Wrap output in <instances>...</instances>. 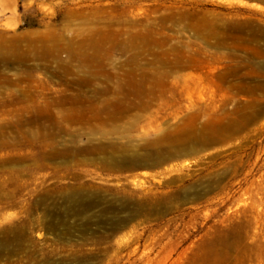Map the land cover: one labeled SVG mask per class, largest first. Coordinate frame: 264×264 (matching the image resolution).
Masks as SVG:
<instances>
[{
    "label": "rangeland",
    "instance_id": "374dc122",
    "mask_svg": "<svg viewBox=\"0 0 264 264\" xmlns=\"http://www.w3.org/2000/svg\"><path fill=\"white\" fill-rule=\"evenodd\" d=\"M3 36L0 264H264V0H0Z\"/></svg>",
    "mask_w": 264,
    "mask_h": 264
},
{
    "label": "bare ground",
    "instance_id": "6f19581e",
    "mask_svg": "<svg viewBox=\"0 0 264 264\" xmlns=\"http://www.w3.org/2000/svg\"><path fill=\"white\" fill-rule=\"evenodd\" d=\"M25 40H32L34 43L35 46H37L38 43H43L42 40L40 39H34L33 37H29V38H24ZM7 39L3 36L1 41H0V60L3 58H5L7 61H20V58L16 57L15 54H16V50H13V52H8V48L6 47V44L9 42L8 40L6 41ZM19 41V40H17ZM40 46V44L38 45ZM35 50V49H34ZM16 51V52H15ZM5 52V53H4ZM8 52V53H6ZM41 58H44L43 55H39ZM34 58H37L36 56H34ZM123 112V111H122ZM112 117V116H111Z\"/></svg>",
    "mask_w": 264,
    "mask_h": 264
}]
</instances>
